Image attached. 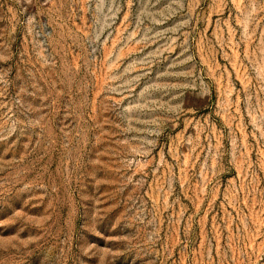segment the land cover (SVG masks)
Returning a JSON list of instances; mask_svg holds the SVG:
<instances>
[{
  "label": "rangeland",
  "instance_id": "obj_1",
  "mask_svg": "<svg viewBox=\"0 0 264 264\" xmlns=\"http://www.w3.org/2000/svg\"><path fill=\"white\" fill-rule=\"evenodd\" d=\"M0 264H264V0H0Z\"/></svg>",
  "mask_w": 264,
  "mask_h": 264
}]
</instances>
